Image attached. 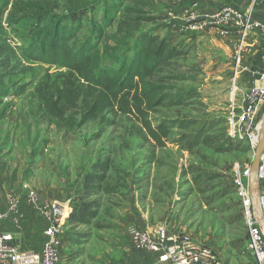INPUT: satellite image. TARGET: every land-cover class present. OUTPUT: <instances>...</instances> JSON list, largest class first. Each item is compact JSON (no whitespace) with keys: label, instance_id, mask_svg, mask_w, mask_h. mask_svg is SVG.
<instances>
[{"label":"rangeland","instance_id":"rangeland-1","mask_svg":"<svg viewBox=\"0 0 264 264\" xmlns=\"http://www.w3.org/2000/svg\"><path fill=\"white\" fill-rule=\"evenodd\" d=\"M40 1L57 15H66L67 0ZM176 1L151 0L153 8L146 13L154 20L139 31L156 34L188 53L176 60L172 75L189 78L164 82L172 95L189 101L183 106L160 107L156 116L193 125L173 129L164 148L153 145L139 125L123 115H105L114 121L112 126L96 120L74 129L50 119L35 89L43 81L59 83L64 71L22 58L26 34L6 31L17 59L13 75L5 81L24 91L0 101V209L27 188L37 193L40 202L64 205L70 213L92 165L105 159L111 164L113 192L95 198L100 211L92 226L65 224L62 229V264H119L118 250L136 248L131 231L159 227L169 237L209 247L224 264H251L232 168L236 163L250 166L254 151L245 143L229 140L225 130L226 111L232 99L236 101L231 83L235 42L229 43L217 31H190L185 20L176 23L169 15ZM111 2L117 0L99 1L86 14L81 43L97 41L103 29V44L115 32L122 8L114 24L102 28ZM134 3L125 0L124 5ZM134 41L114 58H104L102 66L116 68L129 59ZM45 229L40 213L23 201L16 215L0 223V232L24 251L40 250Z\"/></svg>","mask_w":264,"mask_h":264},{"label":"trees","instance_id":"trees-1","mask_svg":"<svg viewBox=\"0 0 264 264\" xmlns=\"http://www.w3.org/2000/svg\"><path fill=\"white\" fill-rule=\"evenodd\" d=\"M99 1L103 0H67L66 15L60 16L40 0H0V101L24 91V87L5 81L13 75L17 59L6 31L21 30L28 41L20 50L22 58L64 71L59 83L43 81L35 89L50 119L74 129L96 120L112 126L114 121L105 115H123L139 125L153 145L164 148L173 129L193 125L192 121H168L156 116L160 107L183 106L189 101L188 97L172 95L164 82L189 78L172 75L176 60L188 53L156 34L139 32L143 24L154 20L146 13L153 8L151 0H135L134 5H124L125 0L111 2L104 11L102 28L112 26L122 8L115 32L103 44V29L97 41L81 43L83 19ZM133 40L129 59L116 68L102 66L104 58H114ZM110 169L108 159L92 165L65 224L92 226L100 211L95 198L113 192Z\"/></svg>","mask_w":264,"mask_h":264},{"label":"built area","instance_id":"built-area-1","mask_svg":"<svg viewBox=\"0 0 264 264\" xmlns=\"http://www.w3.org/2000/svg\"><path fill=\"white\" fill-rule=\"evenodd\" d=\"M249 1V7L245 11H239L234 5H226L219 7L201 21L195 20L193 15L188 19L190 31L202 30L204 26L220 29L236 26L239 28L241 36L234 43L236 58L231 74L233 93L237 85V63L241 53L245 51V38L251 33L264 38V19H255L252 15L258 3L264 5V0ZM252 75L253 84L242 94L241 104L236 105L232 99L228 106L225 130L229 140L245 143L254 151L259 142L264 116V71ZM249 167L238 163L233 166V185L244 216L246 249L253 264H264V230L253 216L248 195ZM257 187L256 194L264 220V154L260 159ZM22 201L39 212L46 221L45 240L39 251L27 252L0 232V264H62L59 253L62 229L70 209L67 210L64 205L58 203L40 202L37 193L26 188L23 195L11 196L6 206L0 209V223L16 215ZM130 238L138 248L156 254L162 264H224L222 258L209 247L195 245L183 237H169L167 230L161 227L154 231L133 230Z\"/></svg>","mask_w":264,"mask_h":264},{"label":"crops","instance_id":"crops-1","mask_svg":"<svg viewBox=\"0 0 264 264\" xmlns=\"http://www.w3.org/2000/svg\"><path fill=\"white\" fill-rule=\"evenodd\" d=\"M249 2V0H177L174 5V11L169 15L176 23L179 19L188 22L190 15H193L195 20L201 21L205 17L211 15L219 7L226 5H234L239 11H245L249 7ZM252 15L255 19H264V5L258 3ZM202 30L209 32L217 31L222 36L226 35V40L229 43L238 41L241 36L240 30L237 26L236 28L226 27L224 29L204 26ZM244 45L245 51L241 53L236 67L238 75L236 85V105L241 104L242 94L253 84L254 78L252 74L264 71V38L255 33H251L245 38ZM21 248L22 250L24 249L23 246H21ZM37 251L39 250L32 249L27 252ZM118 252H121L122 256L119 264H162L159 263L156 254L142 250L137 246L136 248H123L118 250ZM250 260L251 264H253L251 256Z\"/></svg>","mask_w":264,"mask_h":264},{"label":"water","instance_id":"water-1","mask_svg":"<svg viewBox=\"0 0 264 264\" xmlns=\"http://www.w3.org/2000/svg\"><path fill=\"white\" fill-rule=\"evenodd\" d=\"M264 154V116L262 118L260 138L259 142L254 149L253 160L249 167V179H248V195L251 203V209L255 220L260 227L264 230V220L261 216L258 197H257V184H258V172L260 166V159Z\"/></svg>","mask_w":264,"mask_h":264}]
</instances>
